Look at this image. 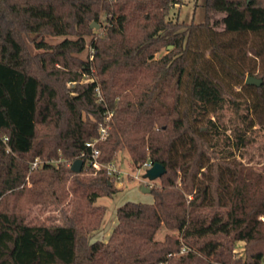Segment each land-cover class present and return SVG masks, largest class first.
Wrapping results in <instances>:
<instances>
[{"label": "trees", "instance_id": "16d2710c", "mask_svg": "<svg viewBox=\"0 0 264 264\" xmlns=\"http://www.w3.org/2000/svg\"><path fill=\"white\" fill-rule=\"evenodd\" d=\"M178 3L0 0V264H264V0H204L200 23ZM123 151L165 173L91 241Z\"/></svg>", "mask_w": 264, "mask_h": 264}, {"label": "rangeland", "instance_id": "374dc122", "mask_svg": "<svg viewBox=\"0 0 264 264\" xmlns=\"http://www.w3.org/2000/svg\"><path fill=\"white\" fill-rule=\"evenodd\" d=\"M203 2L204 0H179V3L173 7L170 17L173 20H178L186 23L203 22ZM97 25V29L95 27L90 28L94 34H99L100 32H102V26H99V24ZM90 39L91 37L89 36L85 37L87 45ZM62 40L63 37H47L45 39V42L48 44H56ZM25 43L28 51L31 54H35L37 52L34 46L26 39ZM67 87H71V85L68 83ZM247 158L248 157L244 158V161H246ZM257 162H264V156L258 157L257 152H254L252 163L253 165H258ZM147 170L148 168H146L144 164L140 167H134L130 163V159L126 152L123 151L117 155L113 165L108 169L113 187L117 190V192L111 198H100L97 200V205L105 207V214L99 230L92 235L91 241L96 239L106 241L108 239L112 229L116 225V210L125 202L147 204L152 203L153 196L150 193V190L156 185H159V180L157 179L155 181L149 182L148 180L144 179L143 176ZM85 173L88 174V172ZM143 188L149 190V192H143ZM58 214L59 213L57 212L48 210L46 211L39 208H36L34 209V211H32V217L38 220H44V218L48 216L56 217ZM166 235H176V233L173 231H167L165 228H160L155 235V239L161 241ZM243 246V243H237L235 245L234 253L238 256H242ZM178 255H180V253L174 256L177 257Z\"/></svg>", "mask_w": 264, "mask_h": 264}, {"label": "water", "instance_id": "95a60500", "mask_svg": "<svg viewBox=\"0 0 264 264\" xmlns=\"http://www.w3.org/2000/svg\"><path fill=\"white\" fill-rule=\"evenodd\" d=\"M93 27L97 29L98 25L95 23H92L90 28H93ZM168 48L170 49L171 46H169ZM245 83L250 84V85L259 86L261 84V80L253 78V77H247L245 80ZM82 163L83 162L81 160L74 161L71 166V171L74 173H80ZM164 173H165V169L163 168V166L159 164H154L146 171L143 178L148 180L149 182H152V181L159 179ZM143 192H149V190L143 188Z\"/></svg>", "mask_w": 264, "mask_h": 264}, {"label": "built area", "instance_id": "2783aa9c", "mask_svg": "<svg viewBox=\"0 0 264 264\" xmlns=\"http://www.w3.org/2000/svg\"><path fill=\"white\" fill-rule=\"evenodd\" d=\"M110 119V114L108 115V117L106 118L105 122L107 123V121ZM107 125L102 126L99 130V139L103 140L106 137V132H107ZM86 148H90L91 149V155L87 161V165L93 167L94 169H98L99 168V164L97 163V157L99 155L98 151L94 149V144L93 143H86ZM43 164L42 161H40L38 158H36L32 163H31V168H37L39 165ZM144 166L146 168H150L152 166V164L150 163V161H146L144 163ZM185 251V249H181L180 254H182Z\"/></svg>", "mask_w": 264, "mask_h": 264}]
</instances>
